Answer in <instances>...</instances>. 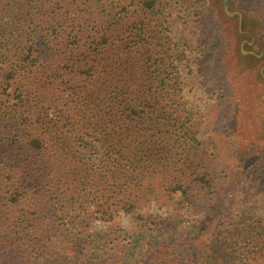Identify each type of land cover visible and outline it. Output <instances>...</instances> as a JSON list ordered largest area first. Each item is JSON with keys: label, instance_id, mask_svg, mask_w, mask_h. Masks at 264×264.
Returning <instances> with one entry per match:
<instances>
[{"label": "trees", "instance_id": "obj_1", "mask_svg": "<svg viewBox=\"0 0 264 264\" xmlns=\"http://www.w3.org/2000/svg\"><path fill=\"white\" fill-rule=\"evenodd\" d=\"M197 2L202 114L167 0H0V264H264V0Z\"/></svg>", "mask_w": 264, "mask_h": 264}, {"label": "rangeland", "instance_id": "obj_2", "mask_svg": "<svg viewBox=\"0 0 264 264\" xmlns=\"http://www.w3.org/2000/svg\"><path fill=\"white\" fill-rule=\"evenodd\" d=\"M197 0H167L165 22L170 30L173 41L177 44L174 52L178 57L179 70L183 82L182 99L188 110L206 112L211 101L208 87L203 81L202 72L206 63L200 23L204 13ZM181 54H185L184 58ZM206 86V87H205ZM197 138L210 143L212 136L206 132V123L202 122L197 130ZM165 217L164 210L151 208L144 212ZM117 223L125 231L135 228L130 216L120 214ZM105 226H98L97 231L105 230Z\"/></svg>", "mask_w": 264, "mask_h": 264}]
</instances>
